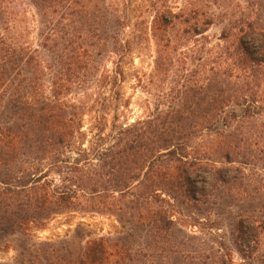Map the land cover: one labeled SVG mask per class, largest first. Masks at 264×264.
I'll return each mask as SVG.
<instances>
[{
    "label": "trees",
    "instance_id": "trees-1",
    "mask_svg": "<svg viewBox=\"0 0 264 264\" xmlns=\"http://www.w3.org/2000/svg\"><path fill=\"white\" fill-rule=\"evenodd\" d=\"M29 1L37 44L0 0V253L14 252L0 264H199L176 203L229 206L226 189L253 182L232 163L264 151L263 23L231 18L212 44L216 14L199 1L160 12L153 68L135 75L147 111L130 121L134 45L117 1ZM75 213L115 217L119 229L81 220L40 235ZM235 227L246 247L258 238L253 217Z\"/></svg>",
    "mask_w": 264,
    "mask_h": 264
},
{
    "label": "rangeland",
    "instance_id": "rangeland-1",
    "mask_svg": "<svg viewBox=\"0 0 264 264\" xmlns=\"http://www.w3.org/2000/svg\"><path fill=\"white\" fill-rule=\"evenodd\" d=\"M6 0L16 14L17 11L24 19V23L30 26L31 36L29 40L37 44V15L36 10L29 0ZM121 10L127 13L129 19L125 24L126 39L132 40L134 49L132 57L133 64L128 68V78L124 84V95L129 101L128 110L124 118L133 121L136 117L145 114L148 99L147 93L139 84L135 75L138 73L145 77L153 68L154 55L156 53L154 39L152 38V26L155 17L162 11L168 9L181 12L190 6L188 0H116ZM194 1V0H193ZM205 10L216 14V22L207 31L212 44L221 42L225 21L229 19L257 18L264 25V0H197ZM197 1H194V5ZM5 3V6H7ZM190 4V5H189ZM14 6V7H13ZM9 15V14H8ZM18 26V23L16 24ZM20 25V23H19ZM1 27H5L0 23ZM20 27V26H19ZM201 140L207 141L204 137ZM236 160L250 163L244 165L234 162V167H245L246 174L253 178V182L243 184L242 187L229 186L226 189L231 196V204L217 208L207 203H198L196 207L190 208L184 204L176 203L177 219L181 227L188 231L193 239L186 244V249L194 251L193 256L199 251L203 254L200 259H192L199 264H264V151L257 153L256 158L251 160L249 155H239ZM239 175L237 170L233 172ZM241 217H253L256 221L255 233H258L249 247L236 241L239 234L236 223ZM86 220L91 223L93 229L101 234H116L119 222L115 217L108 215L85 216L75 213L73 215H62L54 219L46 230L40 232L42 237L64 234L75 225ZM254 239V234H253ZM242 245V246H241ZM225 247L228 256L225 255ZM240 248L244 252H240ZM14 256V252L0 253L1 259ZM206 256H209L206 258Z\"/></svg>",
    "mask_w": 264,
    "mask_h": 264
}]
</instances>
